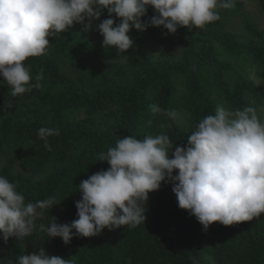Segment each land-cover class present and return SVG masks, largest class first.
<instances>
[{
  "label": "trees",
  "instance_id": "obj_1",
  "mask_svg": "<svg viewBox=\"0 0 264 264\" xmlns=\"http://www.w3.org/2000/svg\"><path fill=\"white\" fill-rule=\"evenodd\" d=\"M256 2L264 15V0ZM218 12L219 20L203 28L178 27L174 34L149 26L150 40L133 27L126 52L92 42L73 24L48 37L45 54L25 60L30 83L43 73L39 87L14 97L0 75V176L18 186L26 203H57L42 210L30 236L5 242L0 234V264H16L20 255L41 247L70 264H264V213L230 226L213 222L205 231L178 207L172 183L164 181L149 193L145 222L135 228L73 235L67 245L39 230L54 218L60 224L78 218V185L109 168L99 159L118 139L166 134L174 150L187 145L188 135L217 106L229 112L250 106L259 118L264 79H251L246 68L264 66V28L244 12L241 0ZM154 14L149 6L141 19ZM107 18L105 9L93 22ZM230 18L242 23V33L231 30ZM153 105L161 111L153 112ZM167 111L175 112V120ZM41 127L59 130L48 137L51 150L38 138Z\"/></svg>",
  "mask_w": 264,
  "mask_h": 264
},
{
  "label": "clouds",
  "instance_id": "obj_2",
  "mask_svg": "<svg viewBox=\"0 0 264 264\" xmlns=\"http://www.w3.org/2000/svg\"><path fill=\"white\" fill-rule=\"evenodd\" d=\"M149 6L155 14L142 21ZM232 6L233 0H0V75L12 87L14 97L39 87L43 73L36 75L37 83H30L33 78L25 60L45 54L48 37L70 29L74 22L91 29L105 9L109 18L96 25L102 45L126 52L133 46L128 35L133 27L162 26L173 34L178 27L203 28L220 19L218 9ZM151 107L153 112L161 111ZM166 114L175 120V112ZM37 135L51 150L48 137L59 135V130L41 127ZM187 141L173 150L166 134L118 139L99 159L107 161L109 168L78 185V218L64 224L54 218L47 227L40 224L39 230L67 245L73 235L94 237L105 228H135L145 222L143 204L162 181L172 183L178 207L194 215L205 231L213 222L230 226L264 213V121L255 108L229 112L217 106L214 115L198 122ZM174 170H178L175 175ZM17 187L0 176V234L5 242L10 237L30 236L42 210L57 204L54 198L26 203ZM16 264L70 261L49 255L41 247L38 253L20 255Z\"/></svg>",
  "mask_w": 264,
  "mask_h": 264
},
{
  "label": "rangeland",
  "instance_id": "obj_3",
  "mask_svg": "<svg viewBox=\"0 0 264 264\" xmlns=\"http://www.w3.org/2000/svg\"><path fill=\"white\" fill-rule=\"evenodd\" d=\"M243 3L244 12L251 18L252 21H256L260 27L264 28V15L261 14L257 7L256 0H241ZM116 19H119L116 17ZM230 28L233 32L240 34L243 32L242 23L239 20L230 18L229 19ZM87 21H85L86 23ZM74 26L77 29H81L85 34L90 37L92 42L100 44L103 41V36L98 30H96V24L92 22L91 29H85L84 24L74 22ZM241 30V31H240ZM139 32L145 33L150 40V35L146 30H140ZM153 41V40H151ZM248 75L251 79H254L256 82L262 81L264 79V66L262 65H253L247 67ZM259 118L264 121V107H258Z\"/></svg>",
  "mask_w": 264,
  "mask_h": 264
}]
</instances>
